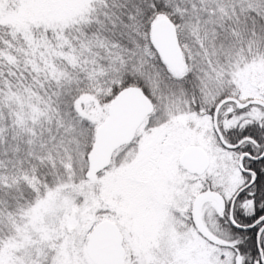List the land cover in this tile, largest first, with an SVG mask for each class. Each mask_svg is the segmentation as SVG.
I'll list each match as a JSON object with an SVG mask.
<instances>
[{
  "label": "snow or ice",
  "instance_id": "snow-or-ice-1",
  "mask_svg": "<svg viewBox=\"0 0 264 264\" xmlns=\"http://www.w3.org/2000/svg\"><path fill=\"white\" fill-rule=\"evenodd\" d=\"M0 264H264V0H0Z\"/></svg>",
  "mask_w": 264,
  "mask_h": 264
}]
</instances>
